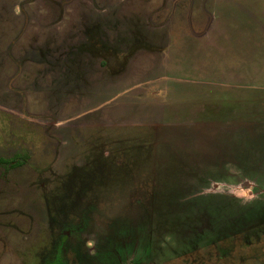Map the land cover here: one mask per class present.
Wrapping results in <instances>:
<instances>
[{"label": "rangeland", "instance_id": "obj_1", "mask_svg": "<svg viewBox=\"0 0 264 264\" xmlns=\"http://www.w3.org/2000/svg\"><path fill=\"white\" fill-rule=\"evenodd\" d=\"M148 43L160 53L137 57L177 86L117 62ZM115 132L105 164L96 140ZM14 156L0 264L52 260L65 232L67 264H264V0H0Z\"/></svg>", "mask_w": 264, "mask_h": 264}, {"label": "flooded vegetation", "instance_id": "obj_2", "mask_svg": "<svg viewBox=\"0 0 264 264\" xmlns=\"http://www.w3.org/2000/svg\"><path fill=\"white\" fill-rule=\"evenodd\" d=\"M63 7L64 6H61V8H63ZM174 14H177V5L175 7ZM175 24H177V23H175ZM175 24H174V35H175V37H177V25H175ZM159 27L161 28V25H159L157 28L159 29ZM161 48L162 47H159V46L153 45V44H149V43L148 44H140L138 46H133L131 52L127 56H123V57L116 56V60H117L118 63H121V62L124 61L125 62V64H124L125 67L127 69H130L129 72L131 74L135 75V76L136 75H143V76L151 75V76H153L155 78V80H150V82H148L147 84L155 83L157 81V84L159 85V87L153 88V89L157 88V90H154V91L157 92L160 89L162 90L163 88L167 90L169 88L170 84H172V83H174L177 86V84H176V82H177V67L175 69L176 76L175 77H170L168 75L167 68L165 69L164 59L161 61V60H157V59L152 60V59H149V58H145L144 56L137 57V54L139 52H141V51L149 52L151 54H158V53H160ZM173 60H174V62L176 61L175 64L177 66V55H175V57L173 56ZM155 61H157V63ZM109 63H110V61L108 62V61L103 60L100 64H101V66L103 65V67L106 68ZM160 69H162V72H166L167 74H163L162 76L154 74V73L158 72V70H160ZM160 80H166L163 83L162 86H161V84L159 82ZM131 89H138V86H135V87H133ZM149 90H152V89L150 87H148V90L146 89V94L145 95L150 94L151 91H149ZM140 97L141 96H137V98H140ZM145 125H147V124H142L141 126H145ZM92 126H96V125H92ZM97 127L109 128V129H113V130L116 131V129L113 128V126L111 124H102L101 123ZM163 127H164V125H163ZM169 127H171L170 129L177 130V124H174V126L169 124ZM165 130H167V129L163 128L161 134L158 135L157 138H162V136H164V138H166V135H162L163 131H165ZM156 132L159 133L160 131H156ZM117 139L118 138H116V132H115L114 137H110V135H106V136H103L101 139L96 140V141H102V142L106 143V147H103L102 150H101L102 158L106 162L105 164H108V163L115 164L109 159L110 158L119 157L118 154H117V149H114V148L109 149L108 148V144L110 143V141L112 140V141L117 142L118 141ZM131 140H134V139H131ZM124 152L127 153V154H130V152L127 151V150H124ZM18 157L19 156H14L13 158L0 157V158L7 159L9 161H12L13 163L14 162H16V163L18 162L19 163V164L14 165L13 167H10L9 165L6 166V167H0V170L3 169L5 171H10V170L16 169V167H19L20 165H22L17 160ZM71 230H78V232L81 231V229L79 227H74V226H72L71 229L68 232H70ZM66 233L67 232L64 233L63 237L60 239V241H58L56 243V245L54 247L55 253H56L55 258H53L52 260L47 258V260H45L43 262V264H52L53 262H57L56 264H65L66 263L64 255L67 252H68V254L70 253V248H68V246L64 243V238L67 237ZM64 245H65V247H64ZM52 253H53V251L50 252L47 257H49ZM44 259H46V258H44ZM43 260H41V261H43ZM126 262L127 261H125L124 263H126ZM122 263H123L122 261L113 260V261H111L108 264H122Z\"/></svg>", "mask_w": 264, "mask_h": 264}, {"label": "trees", "instance_id": "obj_3", "mask_svg": "<svg viewBox=\"0 0 264 264\" xmlns=\"http://www.w3.org/2000/svg\"><path fill=\"white\" fill-rule=\"evenodd\" d=\"M16 164H19L18 162H12V161H9L7 159H4V158H0V167H6V166H10V167H13L14 165ZM57 262H53L52 264H56Z\"/></svg>", "mask_w": 264, "mask_h": 264}]
</instances>
